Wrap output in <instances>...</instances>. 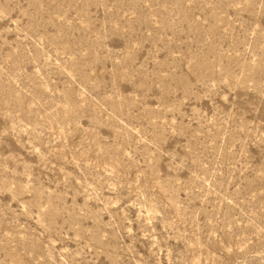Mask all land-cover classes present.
I'll use <instances>...</instances> for the list:
<instances>
[{"label": "rangeland", "instance_id": "rangeland-1", "mask_svg": "<svg viewBox=\"0 0 264 264\" xmlns=\"http://www.w3.org/2000/svg\"><path fill=\"white\" fill-rule=\"evenodd\" d=\"M0 264H264V0H0Z\"/></svg>", "mask_w": 264, "mask_h": 264}]
</instances>
